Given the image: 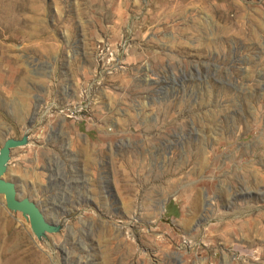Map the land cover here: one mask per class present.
I'll return each instance as SVG.
<instances>
[{"label": "rangeland", "instance_id": "1", "mask_svg": "<svg viewBox=\"0 0 264 264\" xmlns=\"http://www.w3.org/2000/svg\"><path fill=\"white\" fill-rule=\"evenodd\" d=\"M0 264H264V0H0ZM6 251V252H5Z\"/></svg>", "mask_w": 264, "mask_h": 264}, {"label": "water", "instance_id": "2", "mask_svg": "<svg viewBox=\"0 0 264 264\" xmlns=\"http://www.w3.org/2000/svg\"><path fill=\"white\" fill-rule=\"evenodd\" d=\"M26 141L25 137L22 139L8 138L0 150V195L5 196L6 205L10 210L21 211L29 218L33 232L41 237L46 232L56 231L57 227L46 220L36 203L28 198H18L15 184L3 178L7 170L11 149L24 145Z\"/></svg>", "mask_w": 264, "mask_h": 264}, {"label": "bare ground", "instance_id": "3", "mask_svg": "<svg viewBox=\"0 0 264 264\" xmlns=\"http://www.w3.org/2000/svg\"><path fill=\"white\" fill-rule=\"evenodd\" d=\"M6 252V251H5ZM30 255H14L7 260V264H30ZM31 257V256H30Z\"/></svg>", "mask_w": 264, "mask_h": 264}]
</instances>
